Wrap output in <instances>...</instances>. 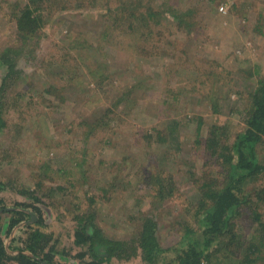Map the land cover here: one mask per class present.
<instances>
[{
  "label": "rangeland",
  "instance_id": "1",
  "mask_svg": "<svg viewBox=\"0 0 264 264\" xmlns=\"http://www.w3.org/2000/svg\"><path fill=\"white\" fill-rule=\"evenodd\" d=\"M27 2L0 0L1 204L31 203L21 192L33 191L45 203L37 205L42 229L72 255L78 210L94 211L107 236L127 241L138 220L150 217L160 245L175 247V221L190 218L188 203L197 198L185 174L212 163L203 149L185 143L177 153V144L157 136L165 138L175 121L178 141L192 138V116L206 120L203 132L219 124L233 137L243 128L235 110L247 106L264 75V0H143L171 23L151 22L155 37L145 44L137 35L113 34L112 20L103 19L119 0H44L43 25L21 40L13 14ZM172 10L185 13L189 32L175 27ZM99 118L107 128L87 136L86 125ZM257 156L264 164V143ZM154 166L172 175L179 194L152 196L142 174ZM22 229L21 222L15 237ZM110 264L144 263L136 256Z\"/></svg>",
  "mask_w": 264,
  "mask_h": 264
},
{
  "label": "trees",
  "instance_id": "2",
  "mask_svg": "<svg viewBox=\"0 0 264 264\" xmlns=\"http://www.w3.org/2000/svg\"><path fill=\"white\" fill-rule=\"evenodd\" d=\"M43 3L44 0H28L15 7L13 16L21 40H31L43 25L42 12L47 9ZM158 14L147 3L143 4V0H119L116 11H104L101 15L112 20L113 34L137 35L145 44L155 37L151 22L160 26L171 24L165 12L161 20L157 19ZM170 15L177 22L176 28L184 27L189 32L191 24L185 13L172 10ZM111 27L108 25L109 37ZM247 103L244 109L235 110L243 128L233 137L226 126L219 124H210L203 132L206 120L199 116L189 118V122L196 123L192 138L178 141V136H174L175 121H171L165 138L157 136L160 143L168 138L172 145L177 144V153L185 143L203 149L212 163L201 168L200 174H185L197 198L193 205L187 202L191 208L187 213L190 220L180 215L184 222L175 221L179 227V243L175 247L165 249L160 245L156 222L150 217L142 216L138 220L133 239L127 241L107 236L94 222V211L78 210L72 217V245L78 250L76 254H69L71 251L57 248L59 240L53 232L42 229L45 225L37 205H45L44 201L34 196L33 191H22L31 203H16L7 208L0 200V264H63L58 257L68 256L77 264H110L113 259L128 261L136 256L144 264H160L166 257L171 258L166 264H263L264 183L260 180H264V164L258 159L257 148L264 143V75L257 77ZM99 119L100 123L88 122L87 136L107 128L109 122ZM156 166L142 174L148 185L152 184V196L167 199L174 193L179 194L172 175L160 174ZM21 222L25 224L15 237L14 228ZM9 237L11 242L7 247L4 239Z\"/></svg>",
  "mask_w": 264,
  "mask_h": 264
},
{
  "label": "water",
  "instance_id": "3",
  "mask_svg": "<svg viewBox=\"0 0 264 264\" xmlns=\"http://www.w3.org/2000/svg\"><path fill=\"white\" fill-rule=\"evenodd\" d=\"M33 217V219H34V216H32ZM22 224H25V223H22Z\"/></svg>",
  "mask_w": 264,
  "mask_h": 264
}]
</instances>
